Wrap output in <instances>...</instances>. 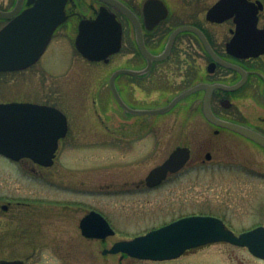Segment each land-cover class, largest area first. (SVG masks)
Instances as JSON below:
<instances>
[{"label":"flooded vegetation","instance_id":"obj_1","mask_svg":"<svg viewBox=\"0 0 264 264\" xmlns=\"http://www.w3.org/2000/svg\"><path fill=\"white\" fill-rule=\"evenodd\" d=\"M17 1L6 7L0 4V10L12 11ZM119 1L133 11V17L104 0H68L66 18L38 58L25 67L0 69V106L17 105L0 109V264H41L40 245L54 240L58 206L84 210L78 228L85 240L103 241L117 233L95 205L57 203V190L64 198L79 194L109 197L113 190L114 196L150 193L189 166L197 170L227 168L230 172L220 176L227 181L264 180V144L226 125H240L264 135V0H230L235 6L229 9L235 8V12L219 20L207 15L219 0L204 14L199 11L188 16L175 14L167 0L147 6V0ZM33 5L34 1L23 0L18 12ZM102 9L115 15L121 41L107 59L92 60L76 41L81 23L95 20ZM15 16H0V30ZM186 26L190 28L173 38L167 56L149 65L142 46L159 55L173 34ZM55 41L62 43L57 45L62 58L59 65L69 60L71 51L80 61L114 64L108 81H87L79 95L58 88L59 84L50 81L56 69L49 58ZM171 65L174 79L167 76L168 81H153L156 70L163 74L161 67ZM120 69L132 71L120 73L114 81L129 109L111 86L112 74ZM23 86L37 89L41 98H23L19 95ZM177 97L169 109L156 111ZM169 145L172 147L166 152ZM178 148L188 150L187 162L152 184V170ZM37 149H48L50 157L45 158V153L37 156ZM78 149L82 152L74 157L79 165L72 169L63 155ZM105 158L113 171L114 189L102 181L91 186L89 178L103 172ZM237 168L247 173L232 174ZM79 172L83 176L75 177ZM41 185L47 190H41ZM91 213L102 215L114 233L102 238L86 236L81 224ZM70 219L73 217L67 212L65 223ZM90 224L97 227V219L93 217ZM124 257L129 256L121 254Z\"/></svg>","mask_w":264,"mask_h":264},{"label":"rangeland","instance_id":"obj_2","mask_svg":"<svg viewBox=\"0 0 264 264\" xmlns=\"http://www.w3.org/2000/svg\"><path fill=\"white\" fill-rule=\"evenodd\" d=\"M12 1L0 0V4L2 7H6ZM167 1L172 5L175 14L188 16L199 11L204 14L215 0ZM185 18L187 19V17ZM69 44L73 46L72 42ZM57 45H62V43L54 42L49 58L54 60L56 68L50 81L59 84L58 88L66 87L71 90L72 94L79 95L82 93L81 86L87 81L90 83L108 81L115 67L114 64L104 65L80 61L71 51L69 60L67 59L66 63L59 65L62 58L59 56V46ZM161 68L163 74H159V70H156L152 77L153 81H168L167 76L175 78L174 66H162ZM30 74L31 72L28 76ZM40 82L44 81L40 80ZM19 95L28 99H39L42 96L40 91L31 86H23ZM171 145L168 146L166 152L170 151L173 146ZM80 152H82L81 149L65 153L63 155L64 162L70 164V168L75 169L74 167L79 165L75 158L79 156ZM101 162L104 163L101 168L103 172L93 174V180L89 178L91 186L98 185L101 181L105 185L114 182L111 165L106 166L108 163L106 158ZM188 168L180 176L168 181L160 188L153 189L150 193H120L114 196L113 190V196L109 197L105 195L104 197H91L79 194L64 198L63 193L57 190L55 197L57 203L71 202L83 204L86 207L95 205L108 216L117 233L103 241L85 240L78 228V219L84 214V210L81 208L68 210L58 206L56 210L59 217H57L54 227V240L51 242L52 244L41 243L40 245L41 264H264V260L253 256L247 248L226 242L194 248L179 258L166 261L132 257L121 259L120 253L116 255L102 253L104 248H109L116 240L130 239L187 215L210 214L224 218L236 233L260 224L264 225V180L261 181L254 177L247 179L244 175L245 178H233V180L227 181L221 178V175L225 176L230 172L227 168V171L214 168L197 170L192 166ZM244 170L237 168L232 174H246L247 172ZM81 173L83 172L76 173L75 177L83 176ZM113 187L112 185L110 189H114ZM40 189L46 191L47 187L41 185ZM67 212H70L73 217L70 222H67L68 224L65 223Z\"/></svg>","mask_w":264,"mask_h":264},{"label":"water","instance_id":"obj_3","mask_svg":"<svg viewBox=\"0 0 264 264\" xmlns=\"http://www.w3.org/2000/svg\"><path fill=\"white\" fill-rule=\"evenodd\" d=\"M33 1V6L15 16L0 31L1 70L25 67L34 62L44 50L55 28L66 18L65 5L68 0H28V3ZM104 1L117 6L126 15L134 16L133 11L121 1ZM154 1L161 2V0H147L146 6ZM22 2L23 0H18L15 9L12 11L0 10V16L11 17L15 15L19 11ZM230 5L235 6L234 3L230 4V0H219L209 9L207 15L211 19L224 18L230 12H235L233 11L235 8L229 9ZM186 28L190 27L186 26L178 29L173 34L167 49L159 55L147 52L146 48L141 45L149 59V65L153 60H161L166 57L175 35ZM200 34L203 35L201 32ZM120 41L121 27L115 15L106 9H102L95 20L81 23L76 43L79 50L86 57L92 60H101L107 59L110 54L118 50ZM123 72L132 71L130 69L117 70L112 74L110 81L120 103L126 109H129L118 95L114 84L116 77ZM178 99L179 97L175 98L167 107L156 111L169 109ZM16 106L1 105L0 109H12ZM226 125L264 144V135L240 125L231 123ZM36 152L39 153L37 156L45 153V158L50 157L48 149H37ZM188 158V150L185 148L176 149L163 165L152 170L149 180L152 184L159 182L166 177L168 171H176L181 168ZM93 217L97 219V227L90 224ZM81 227L83 233L92 238L105 237L114 233L107 220L96 213H91L84 218ZM215 242H230L247 246L254 255L264 259V226L236 235L226 227L220 218L201 214L182 217L133 239L118 241L111 249H105L104 253L122 252L140 259L167 260L177 258L189 249Z\"/></svg>","mask_w":264,"mask_h":264}]
</instances>
